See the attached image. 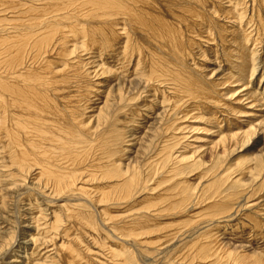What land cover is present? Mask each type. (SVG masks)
Listing matches in <instances>:
<instances>
[{
    "label": "bare ground",
    "instance_id": "1",
    "mask_svg": "<svg viewBox=\"0 0 264 264\" xmlns=\"http://www.w3.org/2000/svg\"><path fill=\"white\" fill-rule=\"evenodd\" d=\"M225 1L226 0H0V156L4 157V168H6L9 172V177H13V180L15 181L23 180L24 182L30 179L32 183L39 186L41 189H44V191L48 193V196L50 195L49 197L47 196L48 198H50L51 195H55L56 197L58 195H62V197L63 195H88L91 200V207L93 209L95 207V210L98 209L96 207H98L97 204L99 200H101L99 202H101L102 204L113 202L112 205H114V202L119 203L123 201L124 203L128 200H131L132 205L135 204V202H132V197L135 193H133V191L138 192L141 190V188L144 189L146 180L143 182L144 184L142 186L139 183V180L142 176L141 173H145L146 169L135 168L132 164L133 162L131 161L126 165H117V163H115L113 160L114 158H112V156L114 155L113 153L116 152L115 149L117 147V143L121 141L122 136L125 133H123V130L125 131L129 128V126L125 125H128L132 118L134 120L138 117L139 119L137 118V120H139V122H135L144 126V128H142L144 129V131L142 132L143 134L140 136L141 141L143 139H146V143L150 142V145L154 146L153 142H155V138L158 137V139H160L162 137L161 135L163 134L168 137L167 132L171 131V128H173L172 126L176 127V119L174 121L175 123L173 122V119L177 118V114L181 116L182 113L178 111H182V108H184L181 103L184 102L185 98L191 97L194 101V105L199 110L200 106H206L210 108H212L213 106L215 109L213 108L212 110L218 111L216 108L221 107V105L215 107V103L216 105L220 103L222 105L224 104L223 102L218 103L216 101L218 100L217 97L216 100H214L215 97L212 98L213 90L207 86L208 84L206 85V83L202 81V78H200V76L195 73L192 67L191 69L188 66L189 62L187 61V58L192 56V52H195L193 48L196 45L197 47H201L198 43V41H200L199 39L205 38L206 36L207 39L216 37V40L217 38H219V40L222 41L221 44L224 45L223 42L228 39L227 35L229 37L231 36V39L225 43L228 44L231 41L230 45L232 44V47L235 46V51H233L234 49H230V52L232 51L231 54L233 55V52H235L236 58L234 57V59H236V62L237 60L239 62L237 65L236 63L235 65L234 63H232L231 68L228 67L229 70H227L233 71V66H236V68L238 67V69L240 68V70L237 69L239 71V75H236L237 77H244V75L246 76V74L250 72L251 76L248 75L250 81L245 80L247 82L244 81L243 86H246L245 88L247 89V86H249L250 84L252 85L247 90V96L252 101L255 100L257 102L259 99L255 96L257 93L254 95L253 92L260 91V88L263 89L264 92V85L260 84L264 76V60H262L264 58V41L262 40L264 38V0H247L248 2L245 3L247 10H245V4L243 5V2L245 0L235 1L236 3H239L238 6H241L242 8L244 7L243 9L245 12L243 13H245V16L247 15V12L250 14L249 20L256 26V29H254L256 30V40L251 36L249 37V35L247 36L244 31L242 33L246 34V36L243 34V37H241V35H239V32L233 29L236 24L241 23L238 22V20H240L238 17H240L241 13L237 10L238 6L234 5L236 3L231 4L233 0L227 2L229 3L228 5H230L227 7ZM223 3H225V5ZM243 13L241 16L245 18ZM231 21L233 22V24L228 26ZM240 27L241 25L239 26V28ZM236 39L240 40L238 45L236 44ZM80 40H82V42H80ZM203 41L204 40H202V42ZM248 42H250L251 45H254L255 48L251 49V45ZM210 43L213 45L214 42ZM246 43L250 46H247ZM227 47H229V45H227ZM224 48L223 50H226ZM216 49L214 48V51H216ZM218 51L219 50H217L216 52L218 53ZM204 52L207 53V51ZM84 53H86L87 56ZM195 53L197 56V52ZM219 55L217 57H219ZM227 57L230 56L228 55L226 56V58ZM133 58H135L137 62L136 60H134L135 63L133 62V66L130 69ZM213 58L215 59V57ZM223 63L224 61L222 60L221 64ZM226 66H228V64ZM199 68L200 67H198L197 69ZM236 68L234 71H236ZM220 71L221 72L219 74H224L221 69ZM135 72L138 73L135 75V77L137 78H134ZM203 72V75L206 74L205 71ZM231 74L230 79L234 78V73L232 77ZM222 76L224 75H221V77ZM210 78L212 79V77H208V82L212 81L213 83V80L215 78L209 81ZM260 78L262 79L259 82ZM222 80L225 79L223 78ZM233 80L234 79H232V81L228 80V82H233L232 84L234 85L235 80ZM157 82L159 84L162 83L171 85L170 87L168 86V88L166 85H160V87H162V89L163 87H165L168 90H166L165 88L163 90L171 92V94L167 92L169 94L168 98L166 96L167 101L173 98V104L168 105L170 103L166 102L169 106V109L167 110L165 109V107H163L165 109V112H162L161 115V112L159 114H157V112L160 111L159 108L162 107L156 104L157 102H151L153 100H151V97L155 94V92H153L155 83L157 84ZM237 82L239 83L240 80L238 79ZM237 82L235 83L237 84ZM214 83L216 84L217 82L214 81ZM220 83L222 82L217 83V87L218 84L220 86ZM211 87L216 86L212 85ZM223 88L225 89V87ZM219 89L220 88L218 87V90ZM215 90L217 89L214 88V91ZM221 90L220 92L215 91L214 93H222ZM229 90L230 89H228L227 91ZM163 92L161 91V98H164L166 95V93L164 95ZM234 93L232 95H234ZM150 94L152 95L150 96ZM169 96L171 97L170 99ZM224 97L226 96L224 95ZM166 99L164 101H166ZM182 100L183 102H181ZM179 104L181 106H179ZM157 105L159 107H157ZM191 106L192 105H190V107ZM187 107L189 108V106ZM187 107L186 109L189 113L186 114V109V113L182 111L184 113V117L179 120H182L184 118L195 119L194 117L196 116L188 117L190 115V111L193 109V106L191 107V110H189ZM242 108L244 109L243 105ZM220 109L221 108H219V110ZM176 110H178V113L174 114ZM205 110L208 109L206 108ZM202 111L200 112L204 115V112ZM226 111L228 112V109ZM216 114L215 116H218ZM238 114L236 115V118ZM230 115L233 116L234 114ZM162 116H164V119H162ZM218 117L217 119H219ZM230 119H228V121ZM206 120L205 122H208ZM218 121L219 120H217V123ZM239 121L240 120H238V122ZM214 122L216 123V121ZM238 122H236V124ZM209 123H211V121L208 122V124ZM147 124L151 125L147 127ZM213 126H211V128ZM231 126L233 127V125ZM253 129L254 127H251L249 131L243 133L239 132L240 134L234 133V136L231 135V137L228 136V138H226L227 136L225 138H221L219 140L220 144H224L225 142L230 140L232 141V144L229 143L231 144L230 148L233 147L232 149H234L239 143L242 142L244 145L242 148H244L245 150H253L262 141H264V133H261L263 135L257 136V134H255L256 130ZM139 130L140 129L136 128L134 129V132H137ZM175 130L177 131L178 129L175 128ZM169 133L172 134L173 132L171 131ZM126 134L127 133H125V135ZM126 137V140L129 137L131 139L132 135L129 134ZM172 137H175V134L171 136V138ZM232 138H235V142L231 140ZM130 141L132 142V140ZM163 142L166 144H161L160 142V145H156L157 148L158 146L160 147L162 145V147L158 149V153L157 150H155L154 148L153 150L151 146L149 147L150 152L154 151L155 153H153L157 157V162L155 160H152V162L155 161V163L157 164L151 163L153 165L150 166L153 167L155 164V168L157 166L159 167L158 169H156L157 172L155 178L159 174L161 175L162 173L169 170V168H167L169 162L172 163V161H177L176 158H173L172 154L174 151L172 150L178 143L176 144V142H174L172 139H168L167 141L163 140ZM224 150L225 152L228 151L227 148ZM185 155L187 156V154ZM185 155H183V158L180 161L183 163L182 166L184 167V157H186ZM156 157H152V159ZM0 161L2 162V160ZM85 163L86 165H84ZM133 170H136L137 172H132ZM172 171V169L167 171L164 176L168 175ZM182 171L183 173L181 175H185V168ZM133 174L138 177L137 180H135L136 178ZM232 174H234V172H232ZM232 174L229 176V179L231 178ZM132 175L134 176L133 178H135L134 180H132ZM209 175L208 177H210L212 173L210 176ZM179 176L180 175L177 174L175 177L177 178ZM212 176L214 177V175ZM143 178L145 179V177ZM215 179L214 186L205 187L202 190V192L204 191V193L201 192V195L199 196L197 192H193L191 194L192 187L188 185V182H185L187 187L185 185V187L183 188L181 187L174 189V194L172 190H170L171 193H169L172 196H169V194L168 196H166V193V195L160 194L157 195V197L147 200L148 202L140 204L138 208L135 207L136 210H133L131 207L130 211L128 210L129 214H134H131L130 216L128 214V218L134 219L133 217L136 215L137 211L142 209L147 210V212H149L150 210L151 213H154L155 215L152 217H154V219L158 221L156 223H152L151 221L153 225L151 223L150 224L152 225V227H155V230H153L150 225L144 223V228L150 227V229L153 231H144L145 233H138L139 235L133 234L134 232L138 231L131 229V226L134 225V221L128 223L123 222L128 220L127 216H124V218H127L126 220H117L115 218L117 220V222H115L119 225V227L124 224L125 230L119 228L123 231L121 235L124 237L125 234L128 233L129 235L133 234L132 236L136 239V237L143 236L144 234L151 235L153 233L156 234L157 232L160 233L159 231H163L165 229L167 230V224H169V226H175V228L176 226L181 228L186 226L188 221L190 220L189 218H187L189 215V212H187V207L190 203L195 202L194 200H192L194 196L198 199H203V197H205L204 199L206 200V202H212L210 204H207L210 206V208L208 207L209 209L205 208L206 206L204 205V208L207 209V211L211 215H218L223 210H228V203H230L231 200L229 202L215 200L217 198H220V189L218 188L220 186L216 187V185L219 182H223L225 180L223 177H218ZM112 180L115 181V185L112 186L109 184V186H111L109 187L107 184ZM137 181L138 185L135 184ZM132 182L134 183V187ZM239 182H241V184L243 183L242 180H238L234 184L237 183L238 185ZM91 184L94 185V188L92 187L93 185L91 186ZM89 186H91V188L95 190L90 189ZM196 189L197 187L194 188V190ZM211 192L212 194L208 196V194H210ZM213 196L214 202L210 200L213 198ZM94 197H96V199L98 198V201L94 200ZM83 204L80 208L77 209V213L79 212L78 214L73 213L74 211L72 210L73 212L68 215L65 213L68 218H66V216L64 218L68 220L73 219L72 221L75 228H77L76 226L80 227L81 225V227H85L87 229V227L89 228L90 224H92L93 221L90 223L91 214L90 209H88L87 207L88 205ZM194 206H196V203ZM76 208L77 207L75 206V210ZM115 210L113 212H116ZM117 210L121 211V209ZM69 211L71 212V210ZM97 212L99 211L97 210ZM150 212L149 214L147 213V215H150ZM30 215L32 216H30V221H35L36 217L33 216L34 213ZM183 219H185V221H182ZM72 221H69L71 226ZM167 221L173 222L167 223ZM58 226H56V228ZM258 226L259 225H257L256 227ZM52 227L55 226L53 225ZM186 228L187 226L185 227V229ZM188 228L187 230H189ZM197 228L195 231L184 232L182 230L183 235L189 234V237L187 238V240H189L187 241L185 239L187 243L184 245V250L193 249L191 252H188L191 253L190 256H187L188 259L181 257L182 264H231L229 261L232 259V253H221L219 248L220 245H216L218 244L216 242L218 240H208L207 236L209 239L212 238L209 237L210 233L205 230L200 233V230ZM259 228L260 227H258V229ZM26 229L30 230L32 229V227L28 225ZM65 229L66 228H64V231ZM71 229H69L68 231L71 232ZM56 230L58 231V229ZM88 232L86 233L87 237L89 236ZM71 233H68V235L66 234L68 238L69 236H71ZM77 233L80 234V231H77ZM75 234L76 232L74 233L73 237H78V235ZM93 234L90 235L87 239L89 240L90 237L94 238L95 236H93ZM26 235L27 236L24 239L23 246H34L33 238L31 237V235H29L28 232H26ZM113 235H115V233ZM67 236H65L64 240H66ZM162 236L166 237L164 234H162ZM93 238L92 241L90 240L92 243L96 241L95 240L93 242ZM151 238L153 239V236ZM73 240L75 242V239ZM76 241L78 240L76 239ZM68 242H63V244L65 243V245L62 246L66 247ZM81 242H79L80 247L83 245V243L81 245ZM75 243L78 244V242ZM102 243L98 244L101 245ZM69 244L65 249L68 252V255L71 256V259L69 257L68 258L73 261V259L75 258L72 257V255L75 256L74 249L79 245L73 248L71 245L69 246ZM122 244H124V242ZM83 246H85V244ZM87 248H85V251ZM24 249L26 251V249L28 248ZM81 249L84 250L83 248ZM78 250L79 247L76 250L79 254L80 250ZM85 251H83V253L88 254L90 250H87L86 252ZM81 252L79 256H82L83 253L81 254ZM86 254H84L85 259H88L86 258ZM116 254L114 253V255ZM79 256H77V258ZM81 256L80 258H82ZM89 256H91V254ZM116 257L117 255L115 256V258ZM112 258L114 259V256H112ZM119 258H121L119 259L121 260L120 263L124 264L125 262L122 261V257ZM152 258V260H154L153 256ZM24 259L25 257H21V260L23 261L17 260V262L15 260H11L8 263L28 264V260ZM76 259L75 262L78 263V260ZM85 259L82 258L81 260ZM162 259L164 262L163 264H181L176 261L173 256H163ZM109 260L111 262L110 257ZM166 260L167 262H165ZM112 262L111 263L114 264L115 261ZM233 264H237V262Z\"/></svg>",
    "mask_w": 264,
    "mask_h": 264
},
{
    "label": "rangeland",
    "instance_id": "2",
    "mask_svg": "<svg viewBox=\"0 0 264 264\" xmlns=\"http://www.w3.org/2000/svg\"><path fill=\"white\" fill-rule=\"evenodd\" d=\"M229 1H232V0H226L225 1L226 7L230 6V5H228L229 3H227ZM235 1L236 0H233V2L231 4L236 3ZM248 1L245 0L243 2V5L245 3H247ZM225 3H223V4L225 5ZM234 5L238 6L239 3H236ZM244 7L246 8V4L244 5ZM237 8H238L237 10L240 11V13H241L240 17H238L241 21L238 20V22H241V23H238L235 25L237 30L235 29V27L233 29L235 31H238L239 35H241V37H243V34L246 33L247 36L249 35V37L251 36V37H253V39L256 40L257 39L256 38L257 37L256 32H255L256 30H254V29H256V26H255V24L250 22V20H249L250 14L247 12L246 14L248 16L246 15L247 16V18H246L245 13H243V12H245L244 9L241 6H238ZM241 10H242V12H241ZM245 10H247V8ZM242 13L244 14L245 18H243V16H241ZM231 22H230V24H228V26L233 24V22L232 23ZM240 25H241V27L239 28ZM240 30H242V31H240ZM243 31H244V33H242ZM238 32H236V33H238ZM246 34H244V35L246 36ZM230 37L227 35L228 39L226 38L227 40H225L223 42L224 45L221 44L222 41L219 40V38H217V40H218L217 41L216 37H214V38L212 37L210 39H207V36H206L205 38H201L202 40H204L203 42L201 39H199L200 41H198V43L201 47H197V45H196L194 47L195 49L193 48V50L195 52H197L198 57L196 56L195 52H192V56L187 58V61L189 62L188 66L190 68L192 67L193 70L195 71V73H197L198 76H200V78H202V81H204L206 83V85L208 84L207 86L213 90L212 98L215 97L214 100H216V97H217L218 100H216V101L218 103H220V102L224 103L223 105L221 103L216 105V103H215V107L216 106L218 107V105L219 106L221 105V107H219V108H221L220 109L221 112H222V110H223V112H225V113L222 112L224 114V116L220 112L219 108H216L219 112L216 110L213 111L212 110L214 108L213 106H212V108L206 107V106H200L199 107L200 110H199L194 105V101L192 100V98L187 97L184 99V102H183V100L181 101V102H183V103H181L182 106H184V108H182V111L186 113L185 109L187 106H189V108L187 107L189 110H191L192 108L193 109L190 111V115L189 116L187 115V116L188 117L196 116L198 119L196 117H194L195 119L184 118L182 120H179V119L184 117V113L182 111L176 110L174 112V114L178 113V112H180L182 114H181V116L179 114H177L180 118L177 116L178 119L177 118L173 119V122L176 119V124H175L176 127L172 126L174 129L171 128V131L173 133L170 134L169 132H171V131H168L167 132L168 137L165 136V134H163V135H161L162 137L160 136L161 137L160 139H158V137L155 138V142H153L155 147L153 145L151 146L150 142H147V143H149V144H147L145 142V141H147L146 139H143L144 141L143 140L141 141L140 136L143 134L142 132L144 131V129H142V128H144V126L139 124V123H138L139 125L137 124V122H139V120H137L138 117L135 118L134 120L132 118L130 120L129 124L125 125V126H129V128L127 127L129 130L128 129H126L125 131L123 130V133L125 132L127 134L125 135V133H124L121 141H119L117 143V147L115 149L116 152L113 153L114 155L112 156V158H114L113 160L115 163H117V165H126L131 161V162H133L132 164L135 168L146 169L145 173H143V174L141 173L142 176H141V179L139 180V183L141 184V186L144 184L143 182L146 180L145 185H144V189L141 188V190L138 191L140 195L138 194L137 191H133V193L134 192L135 193H134V196L132 197V202H135V204L132 205L131 200L130 201L128 200L127 202H124V203H123V201L119 202V203L114 202V205H112L113 202L108 203V204L107 203L102 204L101 202H99L101 200L98 201V198L96 199V197H94L93 199L98 201V204L100 203L99 205L97 204L98 207H96V208H98V209L95 210V207H94V209L91 207L92 206L91 202H90L91 200L87 194L86 195L88 197L85 195L83 196V194H81V196L80 195H72V196H64L63 195V197H62V195H58L57 197L55 195H51V197L48 198L50 195L48 196V193H46L44 191V189H41L39 186L32 183V181L30 179H28L26 182H24L23 180L22 181H17V180L15 181V180H13V177L10 178L9 172L7 171L6 168H4V157L0 156V160H2V162L0 161V168H1L0 171H1V176H2V177L0 176V195H1L0 196V264H10L8 262L11 260L23 261V260H21V257L22 258L25 257L24 260H28L27 261L28 264H31V263L32 264H72L73 261H74L73 264H75V263H77V262H75V259L77 258V256H79L81 251H82L81 252V254H82L83 251H85V248H87V247H89V248H87L86 251L90 250L91 252L89 251L88 254L83 253L82 256L81 255L80 256L83 259H85L84 254H86V258H88V259H85L86 260V262H85V260H81L82 258H80V256H79L76 259V260H78L77 264H85L87 262H88L87 264H92V263L93 264H112L113 263L112 261H115L114 264H121L120 263L121 260H119L121 258H119V257H122V261L125 262L124 264H163L164 263L163 259H162L163 256L164 257L173 256L176 261H178L179 263L182 264L181 257L188 259L187 256L191 255V253H188V252H191L193 250V249L192 250L191 249H189V250L185 249L184 250V245L189 240V239L187 240V238L189 237V234L183 235V231L184 232L185 231H195L197 227H198L197 229L200 230V233L203 232V230L208 231L210 233L209 237H212V238L209 239L207 236L208 240H211V241L218 240V241H216L218 243L216 245L217 246L220 245L219 248H220L221 253H223V252H231L232 253V255H231L232 259L229 261L231 264H233L235 262H237V264H264V141H262L253 150H248V149L245 150L244 148H242L244 146L242 142L239 143L236 148L232 149L233 147L230 148L232 141L228 140L224 144L223 143L220 144V141H219L221 138H225L226 136H227L226 138H228V136L231 137V135L234 136V133L238 134L239 132L243 133V132L249 131V129H251V127H254L253 130H256L255 134H257V136L263 135L261 133H264V129H263L264 128L263 127L264 126L263 125L264 124V98H262V97H264L263 89L260 88L259 89L260 91L253 92L254 95L257 93L255 96L260 99V100L258 99L259 102L258 101L256 102L254 100L256 102L255 103L254 101H252L247 96V92H248L247 90L252 85L250 84L249 86H247V89L245 88L246 86H243L244 85L243 83L245 80L250 81L248 78V75L251 76L250 72L248 74H246V76L245 75H244V77L238 76L239 77L238 78L236 75H239L238 70H240V68L238 69V67L236 68V66H233L234 70L236 68L237 72L234 70L228 71L229 70L228 67L231 68L232 63H234V65L236 63V65H237L239 62L238 60L236 62V59H234V57L236 58L235 52H233L234 55L231 54L232 51L230 52V49L233 50L235 48V46L232 47V44L230 45L231 41L228 44L225 43L231 39ZM212 39H213V41H212ZM262 40L264 41V38ZM239 41L240 40L236 39L237 45H238ZM80 42H82V40H80ZM210 42H214L213 45ZM250 42H248V43L251 45ZM215 44L216 45L220 44V45L216 46ZM233 44H235V43H233ZM249 44H247V46ZM227 45H229L230 48L227 47ZM208 46H209V48H208ZM213 47L215 49L217 47L219 48V49L217 48L216 51L219 50L218 53L221 56L216 51H214ZM262 47H263V45H262ZM201 48H203V49H201ZM223 48L226 50H223ZM228 48H229V51H228ZM254 48H255V46L251 45V49H254ZM199 49H201V50H199ZM203 50L207 51V53L204 52ZM263 50H264V48H263ZM233 51H235V49ZM201 52H203V53H201ZM84 54L87 56L86 53H84ZM214 54L215 55L218 54L219 57H217L218 55L215 56ZM199 55L200 56L202 55V56L200 57ZM228 55L230 57L226 58V56H228ZM262 55H263V52H262ZM213 57H215V59ZM192 58H193V60H192ZM134 60H136V59L133 58L132 64L130 65L131 66L130 69L133 66V62L135 63ZM222 60L224 61V63H223L224 65L221 64ZM232 60H233V62H232ZM262 60H264V58ZM193 61L195 64L193 63ZM136 62H137V60H136ZM211 62L213 64L215 63L216 65L215 64L213 65ZM190 63H192V64H190ZM200 63H201V66H200ZM204 63H206V64H204ZM196 64H198V65H196ZM227 64H228V66H226ZM220 66H222V67H220ZM198 67H200V68L197 69ZM203 67L205 68V70ZM223 67H224V71H223ZM220 69L222 70V72L224 74H222V73L219 74L221 72ZM199 71H200V73H199ZM203 71H205L206 74L203 75L202 74ZM210 72H211V74H210ZM214 72H217V73H214ZM230 72L231 73L233 72L234 76H233V73L231 74ZM235 73H237V74H235ZM136 74H138V73L135 72L134 78H137V77H135ZM230 74H231V77L233 76L234 78L230 79ZM221 75H224L222 77L227 82L225 80H222L223 78L221 77ZM208 77H212V79L210 78L209 81L213 80L215 78L213 80V83H212V81L208 82ZM256 77H255V79H256ZM242 78H246V79H242ZM206 79H207V82H206ZM232 79L235 80V81L233 80L234 85L232 84L233 82H231V83L228 82V80L232 81ZM236 79L237 80L239 79L240 82L238 83ZM261 79L262 78H260L259 82L261 81ZM214 81L217 83L222 82L224 84L220 83V86L218 84V87L220 88L218 90L217 83L215 84ZM235 82H237V84ZM245 82H247V81H245ZM259 82H258V84H259ZM209 83L212 84L213 86H216V87H211L212 85H210ZM260 84L264 85V76H263V79H262ZM160 85L165 86L166 84H162V83L159 84L158 82H157V84L155 83V88L153 90V92H155V94L154 93H152L154 95L150 94V96L152 95V97H153V98L151 97V100L153 99L154 101L153 100L152 101L150 100V101L152 103L157 102L156 104H158V105H160V107H162V108H159L160 111L157 112V114H159L161 112L160 113V115H161L162 112H165V109H167V110L169 109L168 105L173 104V98H171L169 96V99L170 98L171 99L169 101H167L166 96L168 98V95L171 94V92L166 91L168 89H166L165 87H163V89L165 88L166 90H163L162 87H160ZM227 85H229V86H227ZM166 86L168 88V86L170 87L171 85H166ZM223 87H225V89ZM226 87L230 90L227 91L228 89ZM214 88H216L218 90V91L215 90L217 92H220V90L222 89L221 91L223 94L217 93V92H216L217 94H215ZM244 89H246V90H244ZM158 90L159 91L161 90L162 92L165 91V92H163V94L165 95V93H166V95H165V97L163 95V97L166 99V101H164L165 100L164 98H161V96H162V95H160L161 91L159 94ZM226 93H228V94H226ZM233 93H234V95H232ZM156 94H158V95H156ZM262 94H263V96H262ZM155 95H156V97H155ZM224 95L226 97H224ZM155 98H156V100H155ZM230 101H231V103H230ZM159 102H160V104H159ZM166 102H168L170 104L167 105ZM158 105H157V107H159ZM190 105H192L193 107L191 106L192 107L191 108ZM242 105H243L244 109L242 108ZM179 106H181V105L179 104ZM194 106H195V108H194ZM163 107H165V109ZM205 107L208 110H205L206 109ZM227 109H228L229 113L226 111ZM232 110H233V113H232ZM236 110H237V112L239 111L238 113L240 115L236 112ZM200 111L204 112L205 116ZM215 112L218 114H216ZM241 112H242L243 116L241 115ZM188 113L189 112L187 110L186 114H188ZM195 113H197V114H195ZM213 113H214V115H213ZM235 113H237L239 117L237 116V118H236L237 114H235ZM215 114L218 115L219 117L215 116ZM230 114H234L235 116L234 115L231 116ZM210 116H212L216 119L218 117L219 118V119H217V120H219L218 123H217L216 119H214ZM221 116H222V118H221ZM230 117H231V119H230ZM162 119H164V116H162ZM209 119H210L212 124L211 123L208 124V122H210ZM228 119H230V120L228 121ZM237 119L240 121L238 122ZM205 120L208 122H205ZM213 120L216 121V123ZM135 121H137V122H135ZM219 122H221V123L223 122L222 123L223 125ZM225 122L228 124V126ZM236 122H238L239 124L238 123L236 124ZM213 123H215V124H213ZM131 125H132V127H131ZM149 125H151V124H147V127H149ZM231 125H233V127ZM211 126H213L214 128L213 127L211 128ZM135 127L137 129H140V130L137 132L136 131L134 132V129H136ZM175 128L178 130L176 131ZM127 130L129 131V133ZM209 130H210V132H209ZM129 134L132 135V137H131V139L129 137L128 138L129 140L127 139L128 140L127 141L126 136ZM174 134H175V137L171 138V136H173ZM173 138H175V139H173ZM161 139H163L164 141H167L168 139L169 140L172 139L174 142H176V144L178 143L174 147V149L172 150V151H174L172 154L173 158H176L177 161L176 160L172 161L173 164L171 162H169L168 167L166 166L167 168H169V170H171V169L173 170L171 173L164 176L166 174V172L169 171V170H167L166 172L162 173L161 175L159 174L155 178V175L157 172L156 169H158L159 167L157 166L155 168V166H156L155 164H157V163H155V161L157 162V157L155 156L154 151L150 152L149 147L151 146L152 149L154 148L155 150H157V153H158V149H160L162 147V145L160 147L158 146V148L156 147V145H160V142H161V144L164 143L163 140H161ZM234 139L235 138H232L231 140H233L235 142ZM130 140H132V142ZM129 141H130V143H129ZM156 143H158V144H156ZM229 143H231V144H229ZM164 144H166V143H164ZM119 147L122 149H120ZM226 148L228 151L225 152L224 149H226ZM121 150L122 151L124 150V151L122 152ZM147 151H149V152H147ZM185 154H187V156ZM181 155H182V157H181ZM183 155L186 156V157H184L185 167L182 166L183 163L180 162L183 158ZM152 157H156V158L152 159ZM131 158H132V160H131ZM147 160H149V161H147ZM152 160H155V161L152 162ZM86 163L84 165H86ZM151 163H155L153 166L155 169L152 166H150V165H153ZM175 167H176V169H175ZM177 167L179 170L177 169ZM180 168H182V169H180ZM184 168L186 170L184 172L185 175H181L183 173L182 170H184ZM132 172H137V171L133 170ZM205 172L208 175L209 174L211 175V173H212V175H214V177L216 176L215 178H218V177L224 178L225 181L219 182L216 185V187L220 186L218 188L220 189L219 197L221 199L217 198L215 200H217V201L222 200L223 202H229L231 200L230 203H228V210H223L222 211L223 213L220 212L218 215H214V214L211 215V214H209V212L205 208H208V207L210 208V206L207 204H210L212 202H210V203L208 201L206 202V200L204 199L205 197H203V199H198L194 196L192 200H194L195 202L193 201L194 203H190L187 207V212H189V215L187 218L190 219L189 220L190 223L188 221L186 226H187V228L189 227L188 228L189 230H187V228L185 229L186 226H184L182 228L176 226V228H175V226H172V225L169 226V224H167L168 225V226L166 225V228H168L167 230L165 229L163 231H159L160 233L164 234L166 237L162 236V234H160L158 232L156 234L153 233L155 236L153 234H151L153 236L154 240L151 238L152 237L151 235H147V234L143 235L144 238L149 237L151 239H149V238H147L149 240L144 239L143 236L136 237V239H135L132 236L133 234H138V233L141 234L144 231L150 232V230H151L150 227H152V225H153L152 223H156L158 220L156 221L154 219V217H152L155 215L154 213H151L149 210V212L151 214L147 215V213L149 214V212H147V210H144V209L138 210L136 215L133 217L134 219L128 218L131 214H134V213L129 214L131 207L133 210H136L135 207L138 208L140 204L148 202L147 200H150L151 198L157 197V195H160V194H164V195L167 194L166 196H168V194H169V196H172V195H170V193H171L170 190H172V192L174 194L175 191H173V190L177 189V188L185 187V185H186L185 182L186 183L188 182V185L192 187L191 194L193 192H195V193L197 192L198 196H199V195H201V192L205 187H213L215 180H217L212 175L211 176L209 175L210 177H208V175ZM232 172H234V174H232ZM177 174H179L180 176L176 178L175 176ZM231 174H232V176L229 179V176ZM133 175H135V174H133ZM133 175H132V180H134L135 178H136L135 180H137L138 177L135 175V178H133L134 177ZM203 176H205V177H203ZM143 177H145V179ZM148 178H150V179H148ZM238 180H242L243 183L241 184V182H239L238 185H237V183L234 184ZM109 184L113 186V185H115V181L112 180L107 185L109 186ZM132 184L134 187L133 182H132ZM135 184L138 185V181ZM92 185L93 184H91V186ZM91 186H89L90 189H92ZM92 187L94 188V185ZM109 187H111V186H109ZM186 187H187V185H186ZM195 187H197L196 190H194ZM92 190H95V189H92ZM202 193H204V191ZM211 194H212V192L210 194H208V196ZM224 195H225V197H224ZM232 197L234 198V201H233ZM213 199H214V196L210 200L213 201ZM81 203L82 204L84 203L83 205H88L87 207H88V209H90V214H91L90 223L92 221L94 223V224L93 223L90 224V227L89 228L87 227V229L85 227L84 228L81 227V225H80L81 228L78 226H76L77 228H75L73 221H72L73 219L68 220V219H66L68 217L65 215V213L68 215V214L72 213L73 211H74L73 213H77V209L82 206ZM195 203H196V206H194ZM229 204H231V205H229ZM115 205H117V206H115ZM124 205H125V207H124ZM75 206L77 207L76 210H75ZM140 208H141V206H140ZM203 208H204V211H203ZM65 209H66V211H65ZM117 209H119V210L121 209V211H118ZM69 210H71V212ZM97 210L99 212H97ZM114 210L116 212H113ZM67 211H69V212H67ZM111 211H112V213H111ZM125 212L126 213L128 212V213L126 214ZM32 213H34L33 216L36 217L35 221H30V219L32 217L30 214H32ZM102 213H103V215H102ZM143 213H144V216H143ZM116 214H119V215H116ZM128 214H129V216H128ZM65 216H66V218H64ZM97 216H98V218H97ZM124 216L125 217L127 216L128 220H126L127 218H124ZM149 216L152 218H150ZM115 218L117 220L118 219L126 220V221H123L126 223L134 221V225L131 226V229L138 230V231L134 232L131 235H129V233L125 234V236L123 237L121 235L123 233V231L120 230L119 228H122L125 230L124 224H122V226L119 227V225L116 223L117 220ZM64 219L66 220V222ZM93 219H96V220H93ZM144 220H145V222H144ZM69 221H72L71 223H72L73 227L71 226ZM100 221H102V222H100ZM151 221H152V223H151ZM176 221H178V220H176ZM182 221H185V219H183ZM213 221H214V223H213ZM164 222H166V221H164ZM171 222H173V221H170V222L167 221V223H171ZM218 222H220V223H218ZM53 223H55L56 225ZM144 223L147 225H150V227L144 228V226H143ZM115 224H116V226H115ZM28 225H30L33 230L32 229H30V230L26 229V227H28ZM53 225L55 227H52ZM92 225H97V226H92ZM251 225H252V227H251ZM257 225H259L258 226V227H260L259 229H258V227H256ZM56 226H58L59 228L58 227L56 228ZM62 226L64 228H66L67 230L65 229V231H64V228ZM67 226H69V227H67ZM113 227H114V229L117 227L115 229L116 231L113 229ZM193 227H194V230H193ZM62 228H63V230H62ZM71 228H73V229H71ZM78 228H80V229H78ZM146 228H149V229H146ZM152 228H153V230H155L154 226ZM56 229H58V231ZM69 229H71L72 233L75 231L76 232L75 235H78L79 238L76 236L73 237L75 232L72 234L71 232L68 231ZM74 229H76V230H74ZM174 229H175V231H174ZM87 230L88 231L90 230L91 232L89 231L90 232L89 233ZM117 230H118V232H117ZM153 230H151V231H153ZM66 231H68V232H66ZM77 231L78 232L80 231V234L82 233L81 236L79 233H77ZM95 231H96V233H95ZM179 231H182V232H179ZM26 232H28V234L31 235V237L33 238L34 246H30V247H24L23 246L24 239L27 236ZM87 232H88L89 236L94 233L93 236H95L94 237L95 239L93 237H90V239L88 240L87 238L89 236L87 237V235H86ZM113 232L115 233V235H118L120 237V239L122 238L123 241H122V239L120 240L118 236L113 235L114 234ZM68 233H71V236H69V238L71 237L70 239L72 241L68 238V236H67ZM64 234H65V236H67L66 240H64L65 239ZM158 234H160V235H158ZM98 235H99V237H98ZM156 236H159L161 238L156 237ZM72 238L75 239V242H78V244L75 243ZM92 238H93V242L96 240L94 243L91 242ZM98 238H99V240H98ZM100 238H102V239H100ZM76 239L78 241H76ZM156 239H157V242H156ZM185 239L187 241H185ZM150 240H152V241H150ZM89 241H90V243H89ZM63 242H65V243L68 242V244L70 242H73V243L69 244V246L71 245L73 248H75L77 245H79V246H77V248L79 247L80 252L78 254V252L76 251L77 248L74 249L75 250V252H74L75 256L72 255V257H75V258L73 259V261L70 260L71 256L68 255V252L65 249L68 247V244L66 245V247H64V246H62V245H65V243L63 244ZM79 242H81V245H82V243H83V245L85 244V246L82 245L80 247ZM123 242H124V244H122ZM98 243L99 244L102 243L101 244L102 246L99 245ZM150 243H152V244H150ZM229 243L231 244V246ZM13 244H14V246H13ZM223 245H224V248H223ZM23 247L28 248V249H26V251H25V249ZM81 248H83L84 250H82ZM117 251H119V252H117ZM89 253L91 254V256H89L90 255ZM114 253L115 254L117 253L116 258H115L116 255H114ZM76 254H77V256H76ZM185 254H186V256H185ZM192 254H195V253H192ZM95 255H96V257H95ZM112 256H114V259L112 258ZM152 256L154 257V260H156V261L152 260L153 259ZM109 257H110L112 263L110 262ZM260 260H262V261H260ZM81 262H83V263H81ZM165 262H167V260Z\"/></svg>",
    "mask_w": 264,
    "mask_h": 264
}]
</instances>
